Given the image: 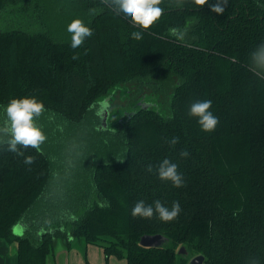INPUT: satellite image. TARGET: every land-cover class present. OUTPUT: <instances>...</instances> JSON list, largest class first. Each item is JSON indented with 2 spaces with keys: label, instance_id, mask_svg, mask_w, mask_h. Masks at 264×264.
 Segmentation results:
<instances>
[{
  "label": "trees",
  "instance_id": "16d2710c",
  "mask_svg": "<svg viewBox=\"0 0 264 264\" xmlns=\"http://www.w3.org/2000/svg\"><path fill=\"white\" fill-rule=\"evenodd\" d=\"M214 3L162 0V16L144 30L104 0H0V112L11 98L34 96L43 113L74 126L93 120V106L125 85L150 90L168 108L139 107L110 121L117 146L91 172L98 200L68 233L13 234L49 189L53 166L43 151L21 148L19 156L0 144V239L15 244L17 264H46L56 239L66 248L83 240L126 264H189L190 255L204 264H264V69L251 61L264 43V0H229L223 14L211 11ZM74 19L93 32L76 49L67 31ZM170 28L185 31L184 40ZM197 100L212 101L214 131L189 115ZM164 159L178 165L184 186L158 178ZM141 200L168 208L178 201L181 211L170 222L134 218ZM144 235L167 243L144 248Z\"/></svg>",
  "mask_w": 264,
  "mask_h": 264
},
{
  "label": "rangeland",
  "instance_id": "374dc122",
  "mask_svg": "<svg viewBox=\"0 0 264 264\" xmlns=\"http://www.w3.org/2000/svg\"><path fill=\"white\" fill-rule=\"evenodd\" d=\"M38 1L45 5H57L68 0ZM51 17L53 18V14ZM116 90L119 93H116L111 101H109L110 97L106 98L110 108L104 113L105 126L103 129L110 127L109 133L98 132L102 124V118L96 114L99 104L93 106V117L96 121L91 119L92 121L87 120L81 124L69 126L56 115L46 113L36 120L46 136V141L41 145V151L46 153L52 163V179L49 189L34 205L26 221L14 226L12 231L20 228L21 233L25 230V235L27 233L33 235L46 231L52 232L57 228L68 233L74 218L80 216L89 205L98 200L91 180V172L95 165L98 162H104L106 156L111 155L117 146L110 121L132 113L139 107L152 108L162 115L168 111V108L164 107L157 96H154V93L148 89H132L131 85H125L117 87L114 91ZM4 118L1 109L0 123ZM13 234L24 235L14 232ZM63 244L62 240L56 239L52 253L46 258L47 264H66L68 258V264H126L124 259L114 256H111L114 263L109 262L110 257L106 258L100 247L85 244L83 240H74L66 248L65 255L60 256L58 260L57 254L54 253L56 248ZM180 248H184L186 251L184 257L188 256L186 248L179 246ZM89 249L96 250V253H90L91 260L88 256ZM71 253L74 254L73 257H71ZM194 257L196 256L190 255L189 262Z\"/></svg>",
  "mask_w": 264,
  "mask_h": 264
},
{
  "label": "clouds",
  "instance_id": "9594fccd",
  "mask_svg": "<svg viewBox=\"0 0 264 264\" xmlns=\"http://www.w3.org/2000/svg\"><path fill=\"white\" fill-rule=\"evenodd\" d=\"M113 7L122 12L125 18H129L133 25L147 30L149 29L163 14V9L159 6L162 0H104ZM197 5H205L208 0H194ZM229 0H215L211 5V11L217 14H223ZM67 31L71 34V48L76 49L81 46L84 40L93 35L92 30L84 24L80 19H74L67 27ZM170 35L182 41L186 32L179 28H170ZM131 38L141 40L142 33L133 31ZM73 56L72 59H77ZM251 61L255 68L264 69V43H261L251 53ZM212 106L211 100H197L191 103L189 115L198 118V124L202 131L212 132L219 124V118L210 111ZM110 108L108 100L99 101L97 116L103 118ZM4 120L0 123V144L7 145V151L23 156L24 152L21 148L29 147L36 151H41V145L46 141V136L36 123V120L45 111L43 102L38 101L36 97L25 96L22 98H11L7 105L3 106ZM179 138H173L172 143H178ZM182 157H188L189 153L185 150L180 153ZM34 158L25 157L26 164H32ZM152 166L147 171L152 172ZM158 178L162 181H170L175 187L184 186L183 175L178 172V165L164 159L157 169ZM181 207L179 202H173L171 208L164 206L160 200L154 202V206L146 205L143 200L138 201L132 208L131 215L151 219L156 216L163 222L174 220L180 213ZM252 264H257L253 261Z\"/></svg>",
  "mask_w": 264,
  "mask_h": 264
},
{
  "label": "crops",
  "instance_id": "0c3cea01",
  "mask_svg": "<svg viewBox=\"0 0 264 264\" xmlns=\"http://www.w3.org/2000/svg\"><path fill=\"white\" fill-rule=\"evenodd\" d=\"M24 222H21V224ZM13 232L16 234H22V235L25 234V230L21 233L20 228H17V230H14ZM59 250H61V252H59ZM65 250H67V249L64 246V244L61 247L56 248L54 254H57L58 260H59L60 256L65 255L64 254ZM90 253H96V250H94V249L88 250L89 260H91L90 259ZM73 255L74 254L71 253V257H73ZM51 258L53 259V255ZM79 259H80V257H79ZM68 260H69V258H68ZM68 260H67L66 264H68ZM108 261L111 263H114L113 257L110 256ZM80 262L82 263V260ZM0 264H17V249H16L15 244H8L4 240H1V239H0ZM46 264H47V260H46Z\"/></svg>",
  "mask_w": 264,
  "mask_h": 264
},
{
  "label": "water",
  "instance_id": "95a60500",
  "mask_svg": "<svg viewBox=\"0 0 264 264\" xmlns=\"http://www.w3.org/2000/svg\"><path fill=\"white\" fill-rule=\"evenodd\" d=\"M102 125L105 126V118H102ZM167 243V238L162 235H144L139 240V245L144 248H160L164 244ZM179 255H186V251L184 248H180L178 250ZM189 264H204V257L203 256H196L192 258Z\"/></svg>",
  "mask_w": 264,
  "mask_h": 264
}]
</instances>
